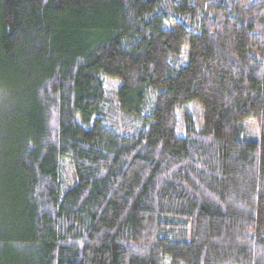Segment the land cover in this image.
Instances as JSON below:
<instances>
[{"label":"trees","instance_id":"16d2710c","mask_svg":"<svg viewBox=\"0 0 264 264\" xmlns=\"http://www.w3.org/2000/svg\"><path fill=\"white\" fill-rule=\"evenodd\" d=\"M0 264H264V0H0Z\"/></svg>","mask_w":264,"mask_h":264},{"label":"rangeland","instance_id":"374dc122","mask_svg":"<svg viewBox=\"0 0 264 264\" xmlns=\"http://www.w3.org/2000/svg\"><path fill=\"white\" fill-rule=\"evenodd\" d=\"M186 52L187 51L185 49L182 55V58L184 61H186ZM102 79H103V84H104L108 97L114 100L115 90L120 85V83L115 80H111L107 78H102ZM183 113H188L189 115L193 117V119H195V121H198L201 118V111L196 104H189L186 107H184V109L181 111V114L178 115V119L180 122H182L181 115ZM242 125L246 131V135L249 138H252V139L258 138L259 131H258L256 122L253 118H248L245 122H243ZM61 176H62V181H63L65 188L73 184L74 174H73L72 166L69 161H66L62 164Z\"/></svg>","mask_w":264,"mask_h":264}]
</instances>
